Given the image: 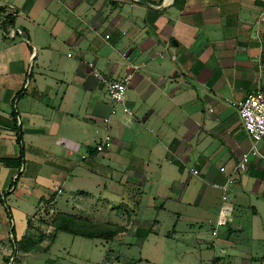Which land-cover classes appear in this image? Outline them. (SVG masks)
I'll return each instance as SVG.
<instances>
[{"label": "crops", "instance_id": "1", "mask_svg": "<svg viewBox=\"0 0 264 264\" xmlns=\"http://www.w3.org/2000/svg\"><path fill=\"white\" fill-rule=\"evenodd\" d=\"M95 69L132 72L131 115L103 122ZM257 88L264 0H0V264H77L74 247L137 264L121 258L135 234L170 264H264V138L223 188L250 144L231 101ZM59 213L121 231L56 230Z\"/></svg>", "mask_w": 264, "mask_h": 264}, {"label": "built area", "instance_id": "2", "mask_svg": "<svg viewBox=\"0 0 264 264\" xmlns=\"http://www.w3.org/2000/svg\"><path fill=\"white\" fill-rule=\"evenodd\" d=\"M11 12H14L13 7H9ZM5 35L22 36V31L19 29L10 28ZM95 76L101 83L102 88L105 90L108 101L110 103V112L107 117L102 120L108 124L112 116L122 112L127 115L132 114V110L126 104V91L131 81L132 72H128L119 78H107L97 69L94 72ZM235 107L239 124L245 131L246 135L250 139L248 148L241 154L238 162L236 163L232 174L228 177L226 184L224 185V191L227 189L229 184L235 182L236 176L239 172L246 169L248 162L252 156H261L258 150V143L264 138V92L257 88L243 98L231 101ZM110 139L109 135H105L102 142L97 144L96 149L99 151L103 148V144L107 143ZM20 168L19 170H21ZM17 178V174L13 176V179ZM226 194L222 195V200L226 201ZM230 207L228 204L221 205L218 213L217 224H225L226 217L229 216ZM3 264H22L19 256L12 252L6 257Z\"/></svg>", "mask_w": 264, "mask_h": 264}, {"label": "rangeland", "instance_id": "3", "mask_svg": "<svg viewBox=\"0 0 264 264\" xmlns=\"http://www.w3.org/2000/svg\"><path fill=\"white\" fill-rule=\"evenodd\" d=\"M187 230L188 229L185 227V225L179 226L178 236L185 235ZM161 235L162 234H159L160 237ZM127 238L129 239L124 240V242H126V245L121 249V258L129 257L133 259L137 264L140 263L139 261L140 257H147V261H145L144 259L142 260V262H144L145 264H170L172 260L175 258L174 254L171 255L169 254V252H167L168 250L167 246H165V244L162 243L163 240L161 239H159V243L156 244L157 246L153 247L154 237L145 240L144 243H143L144 240L143 241L139 240L136 234L135 236L132 237L128 236ZM161 238H164V236ZM139 241H141L142 244L141 243L139 244ZM106 249H107V245L105 246V250ZM71 253H76V255L78 256V257L72 256V258H74L73 260L77 264H104V262L100 261L98 257L92 260L88 259V256L86 255L85 251L80 250L77 247H74ZM57 262H60V260L56 261L55 263L58 264Z\"/></svg>", "mask_w": 264, "mask_h": 264}, {"label": "trees", "instance_id": "4", "mask_svg": "<svg viewBox=\"0 0 264 264\" xmlns=\"http://www.w3.org/2000/svg\"><path fill=\"white\" fill-rule=\"evenodd\" d=\"M7 23H12L11 16L5 17L4 21L2 22V27L5 28ZM52 225L56 230H61L89 238L98 237L111 239L116 232L121 231V228L118 226L109 225L106 228H103L96 223L63 213L57 214V216L52 221Z\"/></svg>", "mask_w": 264, "mask_h": 264}]
</instances>
